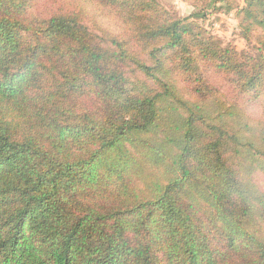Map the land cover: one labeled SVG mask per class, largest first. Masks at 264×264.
<instances>
[{
	"label": "trees",
	"instance_id": "16d2710c",
	"mask_svg": "<svg viewBox=\"0 0 264 264\" xmlns=\"http://www.w3.org/2000/svg\"><path fill=\"white\" fill-rule=\"evenodd\" d=\"M87 1L120 32L0 0V264H264V122L239 104L264 108V0L236 7L253 54L156 0Z\"/></svg>",
	"mask_w": 264,
	"mask_h": 264
},
{
	"label": "rangeland",
	"instance_id": "374dc122",
	"mask_svg": "<svg viewBox=\"0 0 264 264\" xmlns=\"http://www.w3.org/2000/svg\"><path fill=\"white\" fill-rule=\"evenodd\" d=\"M210 0H156L158 6L164 9L172 16L189 17L188 21L194 23V30L202 32L206 36H212L222 46H233L239 54L242 52L255 53L256 43L254 40L246 41L240 31L239 20L236 14V7H241L245 4V0H226L217 1L215 7H206L203 14L196 15ZM47 6L50 7L57 4L65 3L71 9H81L82 13L87 17L89 24L96 28L97 23L103 29H109L110 33L120 32L118 24L113 19L111 13L102 12V8L96 3H89L87 0H48ZM203 6V7H202ZM207 78L208 83L217 86L220 93L228 99H234L233 89L226 84V76L211 75ZM182 90L186 97L194 99L197 103H203V96L193 94L195 83L192 81L182 80ZM239 104L248 109V120L251 126H257L260 120L264 122V118L260 117L264 108L258 104L251 103L249 96L239 98ZM262 104V103H261ZM209 110V109H208ZM264 128V124L259 125ZM255 179L258 185L264 186V174L257 171Z\"/></svg>",
	"mask_w": 264,
	"mask_h": 264
}]
</instances>
